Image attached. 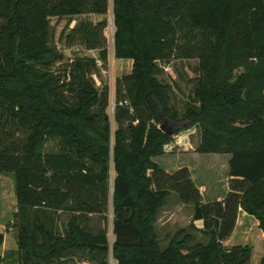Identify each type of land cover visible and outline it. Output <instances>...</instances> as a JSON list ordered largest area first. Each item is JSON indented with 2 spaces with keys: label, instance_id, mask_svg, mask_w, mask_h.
<instances>
[{
  "label": "trees",
  "instance_id": "1",
  "mask_svg": "<svg viewBox=\"0 0 264 264\" xmlns=\"http://www.w3.org/2000/svg\"><path fill=\"white\" fill-rule=\"evenodd\" d=\"M114 48L132 59L110 88L97 86L109 59L108 21L78 31L99 58L64 70L51 16L106 14L108 0H0V170L16 179L22 264H264L255 245H226L241 210L264 233V0H113ZM197 58L200 72L181 111L162 61ZM197 126L199 153L230 154V190L205 201L189 166L157 161L173 135L164 119ZM56 141L58 150H48ZM114 172V173H113ZM195 206L207 243L180 229L163 249L156 222L171 192ZM113 205L114 235L88 223ZM69 213L68 222L56 221ZM194 225V223L192 224ZM248 236V235H247ZM260 241V238L257 241ZM4 233L0 232V258Z\"/></svg>",
  "mask_w": 264,
  "mask_h": 264
},
{
  "label": "rangeland",
  "instance_id": "2",
  "mask_svg": "<svg viewBox=\"0 0 264 264\" xmlns=\"http://www.w3.org/2000/svg\"><path fill=\"white\" fill-rule=\"evenodd\" d=\"M108 21V26L104 31L107 38V48L109 59L106 63L98 61L100 72L95 74L97 86L103 89L105 85L110 88V106L108 112L112 118V126L115 130L117 124L115 120L117 81L126 74L131 73L133 61L131 59L118 58L114 48V5L113 0H108V12L106 14H84V15H53L51 16V28L53 41L65 54V59L57 64V69L64 70L78 57L99 58V49H89L82 40V32L78 31L81 23L97 24L102 20ZM165 68L162 78L172 84L174 88L173 101L182 111L186 102L191 98V92L200 72L198 71L199 60L197 58H172L170 62H161ZM168 120V119H167ZM164 121V120H163ZM168 129L174 130L173 140L166 145V153L157 159L161 166L173 172L183 166H189L195 180L201 187L205 185V201L217 199L225 195L223 191L229 183L230 154L199 153L196 148L201 142V132L197 126L177 130L181 128V123L164 121ZM48 150H58L56 141H51ZM215 157V158H214ZM221 158V160H219ZM226 161V162H225ZM226 166L228 170L226 169ZM114 173V172H113ZM226 189V188H225ZM203 193V194H204ZM19 208L16 193V179L12 173L0 170V232L4 233V242L1 250L0 264H20L17 254V233L19 221L17 210ZM195 206L183 203L177 192H171L167 205L162 209L156 222V229L164 249L173 235L180 229H186L192 233L196 242L207 243L209 236L203 231V223L193 220ZM104 218L103 215L93 214L89 220V228L95 231L107 226L110 241L113 243L114 235V209L111 204ZM59 223L64 225L68 222L69 213L62 212L56 215ZM194 223V225H192ZM238 225V224H237ZM255 226H238L226 245L237 242L236 236L241 237V244H254V256L264 250V243L261 244ZM248 235V236H247ZM235 237V238H234ZM235 241V242H234ZM255 262V260H253ZM83 264H88L84 262ZM112 264L114 261L112 260Z\"/></svg>",
  "mask_w": 264,
  "mask_h": 264
},
{
  "label": "crops",
  "instance_id": "3",
  "mask_svg": "<svg viewBox=\"0 0 264 264\" xmlns=\"http://www.w3.org/2000/svg\"><path fill=\"white\" fill-rule=\"evenodd\" d=\"M215 154H220V153H215ZM230 157H231V155H230ZM219 160H221V158H219ZM229 160H230V158H229ZM226 169L228 170L227 166H226ZM194 178H195V176H194ZM201 188H202V191L204 193L205 192L204 189H206L207 187L205 185H202ZM225 188H224L223 191L227 194L229 192V190H230V183H227V187H225ZM204 195H205V193H204ZM225 195L219 196L217 199L223 198ZM237 224H238L237 226L243 225L246 228L248 227V229H250L251 226H255L258 229L257 231H258V235H259V238H260V243L261 244L264 243V233L262 232V230L259 229V226H258L259 225V222L254 217H252L247 212H245L244 210H241L240 211ZM17 245H18L17 254L19 255L18 260H19L20 264H22V262L20 260V249H19L18 239H17ZM254 251H255V247H254ZM254 251H253L252 260H255V263H258L262 259L264 250L261 249V252H260V254H258L257 257L254 256ZM84 262H87L88 264H90L88 261H85V260L84 261H81L79 264H83ZM67 264H70V263H67Z\"/></svg>",
  "mask_w": 264,
  "mask_h": 264
},
{
  "label": "water",
  "instance_id": "4",
  "mask_svg": "<svg viewBox=\"0 0 264 264\" xmlns=\"http://www.w3.org/2000/svg\"><path fill=\"white\" fill-rule=\"evenodd\" d=\"M164 121H168L166 118L164 119ZM164 131H166L167 133H169L170 135H174L175 134V131L174 130H170L168 129V126L166 123H163L161 126H160Z\"/></svg>",
  "mask_w": 264,
  "mask_h": 264
}]
</instances>
